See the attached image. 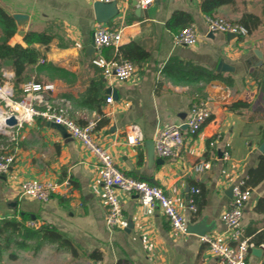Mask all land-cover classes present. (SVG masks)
Instances as JSON below:
<instances>
[{
  "label": "crops",
  "instance_id": "1",
  "mask_svg": "<svg viewBox=\"0 0 264 264\" xmlns=\"http://www.w3.org/2000/svg\"><path fill=\"white\" fill-rule=\"evenodd\" d=\"M95 1L0 0L8 15L26 16L21 24L13 17L18 29L9 44L26 46L27 32L45 33V45L36 44L45 63L29 67L24 83L53 85L45 92L48 102L78 124L97 120L95 136L118 167L164 189L197 231H174L159 207L147 214L137 194L123 191V214L132 226L109 227L98 159L66 129L36 118L10 129L14 140L11 133L0 132L5 138L0 151L16 157L0 179V221L29 214L51 239L45 237L36 256L26 252L2 264H215L201 236L226 231L221 214L230 207L232 186L242 179L251 188L241 221L251 243L249 264H264V0H233L217 9L215 15L235 23L245 15L258 18L257 26H246L244 37L210 32L204 0H156L147 8L138 0H116L118 14L107 23L97 22ZM177 12L191 17L200 35L195 46L175 43L178 26L169 24ZM99 24L121 30V47L136 42L149 52L146 61H133L137 70L129 80L110 83L93 63V32ZM117 54L123 57L113 48L104 50L109 60ZM221 59L232 70L218 71ZM0 72L18 96L14 72L2 61ZM90 91L101 99V113L82 103ZM110 96L113 103L106 100ZM198 99H207L212 111L200 133L188 138L179 156L155 154L150 161L148 146L158 131L186 125ZM131 125L142 131L139 146L126 141ZM205 160L210 168L196 171ZM29 178L69 184L41 202L21 194L20 184ZM194 187L200 192L193 193ZM191 199L197 211L190 209Z\"/></svg>",
  "mask_w": 264,
  "mask_h": 264
},
{
  "label": "built area",
  "instance_id": "2",
  "mask_svg": "<svg viewBox=\"0 0 264 264\" xmlns=\"http://www.w3.org/2000/svg\"><path fill=\"white\" fill-rule=\"evenodd\" d=\"M106 3L115 0H100ZM156 0H138L142 8H147ZM210 32H222L235 37H244L249 34L248 28L235 23L223 16H207ZM200 39L196 27L191 24L175 33L174 41L183 46H195ZM93 44L95 58L93 63L103 70L105 79L113 81H126L132 78L137 70L136 63L124 59L120 54L117 58L109 60L104 55V50L113 48L117 52L122 44V32L99 24L93 32ZM45 63L43 58L39 61ZM24 96L20 100L14 99V89L8 81L0 84V107L4 110L1 116L0 132L13 135L10 129L23 127L25 123L42 118L44 121L63 126L72 137L78 139L101 165V185L105 204L107 206L106 223L111 228L127 229L130 221L123 214V206L119 192L135 193L138 195L140 206L147 214H152L157 207L168 218L172 229L179 233H187L188 221L178 208L176 200L164 189L147 181L135 178L124 173L116 164L112 153L100 144L95 136L97 120L89 121L86 125H80L66 115L65 109L55 108L45 96V92L52 90L53 85H45L35 81H29L22 85ZM113 103V97L107 99ZM2 103L3 106H2ZM211 108L207 99H198L191 105L187 128L182 125H169L160 129L154 138L155 154L161 158H174L180 155L188 138L197 136L204 124L211 116ZM15 116L17 123L14 126L6 124V119ZM13 140L15 136L13 135ZM144 137L138 125H131L126 130V141L129 145L139 146ZM264 155V150H263ZM225 159H229V153L225 152ZM16 157L13 153L0 151V179L11 169ZM209 160L195 165L196 171L209 169ZM68 182L42 180L38 178L25 179L20 184L22 195L46 202L56 194H61V188L68 186ZM193 193H199L198 187L192 188ZM251 197V188L245 179L239 180L233 185L230 207L222 212L221 221L226 226L224 233L205 234L201 241L208 245L210 251L216 257L215 264H249L251 243L250 239L243 235L241 221L246 203ZM190 209L197 211L195 199L190 201ZM28 227L38 228V224L29 220Z\"/></svg>",
  "mask_w": 264,
  "mask_h": 264
},
{
  "label": "trees",
  "instance_id": "3",
  "mask_svg": "<svg viewBox=\"0 0 264 264\" xmlns=\"http://www.w3.org/2000/svg\"><path fill=\"white\" fill-rule=\"evenodd\" d=\"M233 2V0H204L202 10L207 15H215L217 9L223 5ZM192 23L191 17L184 12L175 13L169 26L175 29L178 26L176 33ZM241 23L250 28L249 23L253 26L258 25V18L253 15H245ZM0 25L2 31L0 33V61L14 72V88L19 91L18 96L14 95L15 100H20L24 96L22 89L23 83L26 81V71L29 67L37 64L41 56L40 48L36 44L45 45V33L29 31L24 36L26 46L21 44L11 45L9 40L17 32V23L15 19L0 9ZM119 53L130 61L144 62L149 58V52L142 48L136 42L119 48ZM4 76L0 72V84L3 83ZM82 103L90 107H94L101 113V99L98 96L94 97L92 92L82 99ZM241 103H236L234 106ZM245 106V104H242ZM3 137L0 135V138ZM31 219V215L23 214L21 219L12 218L0 221V264L4 262L6 253L9 259H16L17 255L11 252V249H29L32 248L38 251L45 244V228H32L26 225V222ZM49 237V236H47ZM51 239V237H49Z\"/></svg>",
  "mask_w": 264,
  "mask_h": 264
},
{
  "label": "water",
  "instance_id": "4",
  "mask_svg": "<svg viewBox=\"0 0 264 264\" xmlns=\"http://www.w3.org/2000/svg\"><path fill=\"white\" fill-rule=\"evenodd\" d=\"M117 6L118 5H117L116 0L109 2V3H106V2H103L100 0H96L94 2V10H95L97 22L98 23H107L112 18H114L118 14V7ZM13 17L17 20V22L19 24H21L23 22V20L26 18V16L23 14H14ZM231 36H233V35H231ZM232 68L233 67H231L223 59H221L219 66H218V71H230V70H232ZM107 92L111 93L115 99L118 98L117 91L115 89H113L112 87H109ZM16 123H17V119L14 115L6 119V124L9 126H14ZM52 124L64 128L61 125L54 124V123H52ZM182 128L186 129L187 125L182 126ZM148 150H149V153H148L149 160L152 161L153 158L155 157V148H154V142L153 141L149 143ZM232 188H233V186H232ZM131 226H132V221H130L129 228ZM195 231H197L195 225H189L188 226L187 232H195ZM253 250L256 253L257 252L256 250H259V249H253Z\"/></svg>",
  "mask_w": 264,
  "mask_h": 264
},
{
  "label": "rangeland",
  "instance_id": "5",
  "mask_svg": "<svg viewBox=\"0 0 264 264\" xmlns=\"http://www.w3.org/2000/svg\"><path fill=\"white\" fill-rule=\"evenodd\" d=\"M2 135V134H1ZM2 142H4L5 143V138H1L0 139V143H2ZM40 251V249L38 250V251H35L34 249H32V248H29V249H18V248H12L11 249V252L12 253H15L16 255H17V258L19 257V255L20 256H23V254H25L26 252L30 255H33V257H34V255L36 256L37 255V253ZM9 253V252H8ZM8 253H6V255H5V258H4V262L5 261H7V263L8 262H10L11 261V259H9L8 258ZM34 259H36V258H34ZM36 261H38V260H36ZM35 260L33 261V262H36Z\"/></svg>",
  "mask_w": 264,
  "mask_h": 264
},
{
  "label": "bare ground",
  "instance_id": "6",
  "mask_svg": "<svg viewBox=\"0 0 264 264\" xmlns=\"http://www.w3.org/2000/svg\"><path fill=\"white\" fill-rule=\"evenodd\" d=\"M4 110L0 107V122H1V116L3 114Z\"/></svg>",
  "mask_w": 264,
  "mask_h": 264
}]
</instances>
